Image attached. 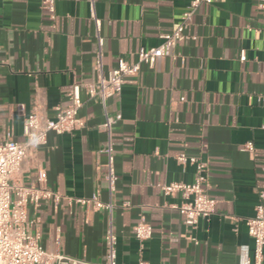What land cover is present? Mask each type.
<instances>
[{"label": "crops", "instance_id": "obj_1", "mask_svg": "<svg viewBox=\"0 0 264 264\" xmlns=\"http://www.w3.org/2000/svg\"><path fill=\"white\" fill-rule=\"evenodd\" d=\"M44 0H0V140L8 131L25 142L23 124L32 112L50 118L70 104L74 84L95 83L97 29L86 0H56V20ZM190 0H96L100 34L105 39L103 71L108 76L120 59L138 61L142 48L158 47L162 35L179 22ZM186 34L154 67L143 65L128 79L120 99L107 101L114 125L116 191L106 181L107 134L99 98L83 93L72 133H50L47 144L30 154L14 182L37 185L43 168L46 185L62 196L28 207L31 233L47 252L103 264L107 230L118 238V264H242L254 258L246 222L255 215L264 189V10L258 0H221L201 5ZM242 52L246 60L241 61ZM185 100L182 101L181 99ZM22 108V109H21ZM252 142L254 153L242 151ZM206 163L208 191L216 212L193 228L173 205L180 195L162 187L191 184L196 169L177 155ZM95 194L112 210L96 209ZM129 206L125 207L124 204ZM153 226L140 242L135 227Z\"/></svg>", "mask_w": 264, "mask_h": 264}, {"label": "built area", "instance_id": "obj_2", "mask_svg": "<svg viewBox=\"0 0 264 264\" xmlns=\"http://www.w3.org/2000/svg\"><path fill=\"white\" fill-rule=\"evenodd\" d=\"M91 8V17L97 29L98 51L96 66L99 79L95 83L85 85L74 84L70 93V104L67 107L56 108V114L50 118L39 112L30 113L23 124V137L25 142L14 140L10 130L0 140V264H84L79 259L68 257L60 253L47 252L40 243L39 236L31 233L32 222L28 219V207L38 208L43 202L54 200L59 204L62 196L49 189L46 185V176L43 168L37 170L38 184L25 186L15 183L14 178L20 174L30 154L40 146L47 144L48 135L72 134L84 126L79 118L83 107V93L88 98H99L104 111L105 122L102 126L107 134V147L102 151L107 157L106 181L110 196L116 191L118 176L115 170L113 128L120 120L122 114L111 116L107 112V101L111 98L120 99L123 87L128 79L136 80L143 65L153 68L157 59L172 53L177 46L188 40L186 30L194 14L201 5H212L221 0H190L189 4L171 32L162 35L163 43L154 48H142L138 53V61L130 63L120 59L116 68L108 76L103 71V49L105 39L100 34L101 20L96 15V0H86ZM259 8L264 10V0H258ZM43 9L49 14L52 21L56 20V0H44ZM246 60L242 52L241 61ZM182 101L185 99L182 98ZM258 102L264 105V94L258 96ZM22 109V108H21ZM264 129V127H263ZM256 150L252 142L244 144L242 151L254 153ZM176 160L179 164L195 166V180L191 184L175 182L162 187L166 196L180 195L183 199L181 205H173L184 217L185 224L195 227L200 219H208L216 212L217 200L208 191V170L197 156L181 153ZM82 205L93 203L96 209L112 210L113 204H104L95 194L91 199H78ZM129 206L128 203L124 204ZM248 233L254 241V258L243 259L242 264H264V189L259 193V202L255 208V215L246 222ZM153 226L141 220L135 227L136 239L145 242L151 239ZM106 253L103 264H118V238L112 226L107 230L104 238ZM140 264H147L141 262Z\"/></svg>", "mask_w": 264, "mask_h": 264}]
</instances>
